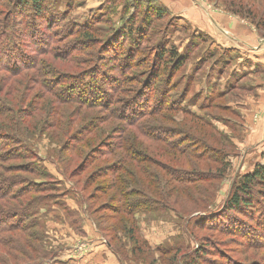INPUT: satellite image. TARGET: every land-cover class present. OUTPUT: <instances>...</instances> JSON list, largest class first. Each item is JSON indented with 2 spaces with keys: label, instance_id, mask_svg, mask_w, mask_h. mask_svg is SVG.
Masks as SVG:
<instances>
[{
  "label": "rangeland",
  "instance_id": "rangeland-1",
  "mask_svg": "<svg viewBox=\"0 0 264 264\" xmlns=\"http://www.w3.org/2000/svg\"><path fill=\"white\" fill-rule=\"evenodd\" d=\"M46 1L55 13L49 24L18 0H0V154L20 151L12 141L19 130L28 137L23 146L53 178L37 179L50 188L39 194L47 206L33 216L39 226L27 241L48 254L36 261L187 264L202 251L199 264H264L261 190L246 215L227 208L241 178L264 165V135L256 140L247 133L232 106L246 95L250 67L168 7L172 18L156 16L159 0ZM189 1L225 11L256 32L255 25L264 28V0ZM133 17L146 29L128 40L123 30ZM87 33L94 42L85 40ZM163 48L183 53V67L157 66ZM176 141L197 157L165 147ZM128 142L145 151L139 157L172 165L176 181L115 151ZM114 165L141 182L130 197L137 205H127L131 218L115 210L121 204L112 201L111 184L132 176L113 173ZM141 167L161 175L155 188ZM180 179L192 183L183 186L191 198L180 197Z\"/></svg>",
  "mask_w": 264,
  "mask_h": 264
},
{
  "label": "trees",
  "instance_id": "trees-1",
  "mask_svg": "<svg viewBox=\"0 0 264 264\" xmlns=\"http://www.w3.org/2000/svg\"><path fill=\"white\" fill-rule=\"evenodd\" d=\"M153 3L154 6L157 7V9L154 11V14H156V16H159L161 18H172L173 14L166 6H163L162 4L157 2ZM18 4L20 5V7L27 9V11H31V15H34L37 20L41 19L44 23L49 24L53 19H55V13H53L48 7L46 0H18ZM62 20L65 19L62 18ZM128 20H131L128 29L123 30L124 33H126V37L128 38V40H136V38H138L136 37V35L144 37L143 32L141 33L140 31L146 29L141 25L142 22L137 23L138 20L134 17L129 18ZM32 22L34 23L35 21L32 20ZM255 26L259 28L257 29L258 33L261 34L262 37H264V28L259 25ZM34 32H36V30H34ZM85 37H87L85 40L94 42V40L88 33L85 34ZM143 37H140L138 45H140V43L142 42ZM115 43L116 42H114V48L112 49V51L115 49ZM157 57L159 63L157 64V66L170 65L172 66L171 70L182 68L187 61V58H185L183 53H180L177 50L171 48H163ZM167 62H169V64H167ZM101 78L103 79V77ZM220 94L222 95L220 99L228 95L226 93ZM146 114L147 116H150L149 113ZM160 114L161 112L159 111L158 113H154V115L152 116H157ZM194 119L196 120V118H193V120ZM12 135L14 136V138L20 140H12L13 143L20 148V151L12 153L7 152L5 156L0 154V264H26L28 262L30 264H43L42 262L38 263L36 259H46L48 257V254L42 252L41 247L38 246L35 248V250H33L35 245H30L27 243V241L29 239H32L30 230L34 226H39V224H33V216L40 213L41 207H46L48 201L46 199L47 197H40L39 194H44V192H47V190H49L50 188V185L47 186L43 184V182L37 181V179L42 178L41 180H48L53 178L47 173L46 168L39 164L40 157L38 156V154H35L31 150L29 145L23 146L22 141H24V139H27L28 137L19 130H17V132L15 133H12ZM176 142L177 143L168 144L165 147L181 156L189 157L190 159H195L197 157L196 150L188 146L185 148L187 151L184 152V147L181 146L182 142ZM1 145L2 144L0 143V148ZM1 150L2 149H0V152ZM117 150H121L126 153L127 158L132 160L133 162L144 164L146 161V163L150 164L152 167H158L161 170L163 169L165 173H168V175L171 178H174L176 181L175 175L177 174L178 170L175 171L172 165L157 160L156 157L150 156L149 154H147L149 156L146 157L148 159H145V156L143 157L142 155L141 156L143 158L139 157V155L142 153L141 151H144L143 149L136 147L135 145L128 142L127 146L121 145L120 147L115 148V151ZM155 155H159L160 158H163L161 154L155 153ZM123 160L124 158L122 159V161ZM7 161L13 163L8 164ZM220 163L222 162L220 161ZM111 169L113 173L123 171L127 173V175L132 176L130 181L129 177L127 179V177L121 175L117 179V181H115L114 179L113 183L111 184L113 185L112 189H115V197L112 198V201L115 202L116 205L121 204V208L120 206L116 208L114 207L115 210L119 212V214L124 215L126 218H131L132 209L128 207L129 210H127V205H137L135 204L136 201H134L130 197L131 194H135L136 189L139 188L141 182H139L135 177L136 173L134 175L131 174L129 171H127L128 169H125V167L114 165L111 167ZM140 170L142 176L145 177L147 186L155 188L157 186V183L159 182L157 176H159L160 174L157 172L158 175L156 176V173H154L153 171H149V168L146 167H141ZM181 172V174L185 176L188 173V171H186L187 173H184V170ZM177 182L180 187H178L179 189L177 190L181 194L180 197L187 196L188 198H191L192 189L186 190L183 186L192 185V183L184 180H177ZM134 186L136 188H134ZM256 190H261L262 193L260 197L264 196V165H258L253 172L241 178V181L236 187L235 193L227 202V208L229 209V211H232L236 214L246 215V212L252 210V207L255 203L253 193ZM131 191L133 193H131ZM137 194L143 195L142 193H139V191L137 192ZM30 196L33 197L31 198ZM134 220L131 222L132 225L135 224ZM18 233L26 241L25 244L22 241L21 243L18 242V239H16V235ZM4 235L10 236L6 238L3 237ZM35 239L39 240L37 238ZM31 250H33L34 253H39L34 257L35 260L29 256ZM198 254L199 259H194L187 264H197L199 260L204 256V253L202 251Z\"/></svg>",
  "mask_w": 264,
  "mask_h": 264
},
{
  "label": "crops",
  "instance_id": "crops-1",
  "mask_svg": "<svg viewBox=\"0 0 264 264\" xmlns=\"http://www.w3.org/2000/svg\"><path fill=\"white\" fill-rule=\"evenodd\" d=\"M173 13L184 17L194 29L216 45L238 56L239 64L250 67L245 96L234 109L245 119V130L260 139L264 135V37L250 25L231 18L225 11L208 10L189 0H159ZM191 2V3H190ZM244 86V85H243Z\"/></svg>",
  "mask_w": 264,
  "mask_h": 264
}]
</instances>
